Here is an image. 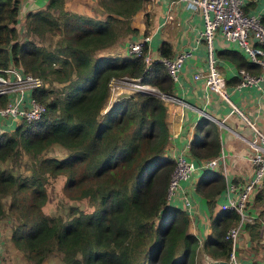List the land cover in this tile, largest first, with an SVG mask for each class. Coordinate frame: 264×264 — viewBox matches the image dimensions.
Wrapping results in <instances>:
<instances>
[{"label": "trees", "instance_id": "16d2710c", "mask_svg": "<svg viewBox=\"0 0 264 264\" xmlns=\"http://www.w3.org/2000/svg\"><path fill=\"white\" fill-rule=\"evenodd\" d=\"M95 1L100 16L66 9L65 0H46L45 6L28 9L22 38L17 29L21 0H0V67L13 65L40 76L43 83L32 94L45 104L38 118L20 120L10 131L5 124L0 128V220L14 216L12 244L32 264H43L53 251L64 264H196L199 246L214 261L226 259L230 240L225 232L239 218L235 209L223 208L212 216V231L202 243L188 230L185 210H161L174 167L167 152L162 96L173 94L174 82L165 66L160 59L146 64V43L139 54H96L121 35L137 31L131 17L144 0ZM48 7L58 8L65 21ZM30 30L44 33L47 41L26 37ZM158 50L173 54L166 40ZM219 53L237 66L260 69L235 49ZM113 78H138L155 89L112 98ZM46 81L61 85L48 87ZM53 143L66 153L43 154ZM219 147L216 123L201 117L190 140V156L210 157ZM20 151L32 160L27 175L2 164ZM60 173L67 195L86 198L87 209L71 205L65 216L43 210L48 175ZM224 187L218 169L202 171L195 183L210 206ZM4 196L9 200L3 201Z\"/></svg>", "mask_w": 264, "mask_h": 264}, {"label": "crops", "instance_id": "0c3cea01", "mask_svg": "<svg viewBox=\"0 0 264 264\" xmlns=\"http://www.w3.org/2000/svg\"><path fill=\"white\" fill-rule=\"evenodd\" d=\"M248 0H246L247 3ZM46 0H21L20 20L17 29L20 36H24L25 11L30 8L45 6ZM246 5V4H245ZM65 7L69 10L87 14L101 15L95 0H65ZM248 11L259 10L264 13V0H255L254 4L246 5ZM57 19L65 21L52 8ZM51 9V10H52ZM131 25L137 31L121 35L116 41L97 50L100 55H126V45L129 40H135L146 34L148 51L151 59L159 57L158 47L162 41H168L173 53L182 48L191 47V54L182 63L178 80L174 82L173 97L165 98L167 106V124L169 141L167 152L173 157L182 146L195 134L196 123L201 117H208L216 123L219 136V153H223V162L211 169H218L224 176L225 183L233 181L241 184L253 172L249 159L251 152L245 137H251L252 130L238 113L231 111V105L221 98L215 91L208 89L202 76L195 77L194 73L206 70V48L201 41L195 43L203 19L198 11H193L184 2L170 0H144L143 5L132 15ZM214 47L217 65L223 73L230 98L242 109L264 132V79L257 84H249L240 88L234 86L238 79L236 62L229 56H223L219 51L235 49L245 57V53L234 41L226 40L220 34L214 37ZM133 88L125 84H116V90L111 93L112 98ZM190 156L189 152L187 153ZM199 173L183 179L181 184L188 190L192 199V211H187L189 218L188 230L195 233L200 243L210 235L211 218L221 209L225 200V189L216 197L210 206L205 196L195 190V183ZM178 203V200H176ZM177 207H181L180 203ZM182 208V207H181ZM245 212L247 219L243 221L236 241V257L239 264L264 263V178L262 185L254 191L247 201ZM231 225V224H230ZM196 252V264H220L210 259L200 248ZM208 259V260H207ZM62 262V261H61ZM60 264V262H59ZM63 264V262H62Z\"/></svg>", "mask_w": 264, "mask_h": 264}, {"label": "built area", "instance_id": "2783aa9c", "mask_svg": "<svg viewBox=\"0 0 264 264\" xmlns=\"http://www.w3.org/2000/svg\"><path fill=\"white\" fill-rule=\"evenodd\" d=\"M172 2H184L193 11H198L203 19V25L195 38V43L203 41L206 48V70L196 71L195 77L202 76L208 89L215 91L221 98L231 105L234 111L242 117L251 128V137L246 138L250 149L249 159L252 163V175L243 183L236 184L233 181L225 183V200L221 203L222 208H233L239 213V218L228 226L225 237L230 240V251L226 258V264H239L236 257V241L243 221L247 219L245 212L247 201L251 194L262 185L264 178V132L240 107L232 101L227 88L223 73L217 65L214 47V37L217 34L226 40L234 41L245 53L246 59L259 65L258 71H251L244 66L238 68V79L234 86L240 88L249 84H257L264 79V23L261 21L262 12L259 10L248 11L245 9L246 0H170ZM29 32L26 34L28 37ZM24 37V36H23ZM149 36L144 34L135 40H129L126 45L128 54L141 53L144 44L147 45ZM191 47L182 48L172 55H159L163 65L173 82L178 80L183 60L191 54ZM146 64L152 59L148 46L143 53ZM154 60V59H153ZM130 82L132 84H127ZM40 76L22 68L8 65L0 67V119L1 124H10L20 120L30 121L38 118L45 110V104L33 94L34 87L42 85ZM111 93L116 90V84H125L134 90H154L148 83H143L136 78H113L111 81ZM259 86V84H257ZM132 92V91H131ZM164 98L173 97V94L165 95ZM112 97V96H111ZM16 120V121H14ZM190 143L187 141L179 152L174 153V167L170 173L167 185L166 203L161 210L180 203L185 212L192 211L191 195L183 187L181 181L187 179L199 171L209 170L223 162V153L210 157L195 159L188 156ZM178 200V203L177 201ZM2 264V260H0ZM264 264V263H263Z\"/></svg>", "mask_w": 264, "mask_h": 264}, {"label": "rangeland", "instance_id": "374dc122", "mask_svg": "<svg viewBox=\"0 0 264 264\" xmlns=\"http://www.w3.org/2000/svg\"><path fill=\"white\" fill-rule=\"evenodd\" d=\"M48 9H52L48 7ZM51 11L55 13V11ZM26 26V25H25ZM25 33V28L23 29ZM25 35V34H24ZM28 38L31 40L41 41L44 38V33H36L32 30L29 31ZM47 41V36L44 38ZM48 87L57 88L59 84L56 81L47 82ZM127 84H132L130 82H125ZM108 102H106V105ZM105 105V107H106ZM16 121V120H14ZM17 122H11L10 124H5V129L7 131L13 130L14 126ZM66 153L64 147L57 143L51 144L46 150H44L43 154L45 155H55V156H62ZM31 158L26 152L20 151L18 156L14 159H6L2 162L3 165L10 166L13 173H22L27 175L30 173V166H31ZM64 175L57 174V175H48V181L46 182L47 186V199L45 204L43 205V210L50 213H61L63 216L66 215L69 207L71 205H78L81 208L87 209L89 204L86 198H72L67 195V192L63 189L64 184ZM3 201H8L9 197L4 196ZM14 216L12 215H5L2 220H0V260H2V264H32L28 261L23 253L16 249L12 244L9 233L12 224L14 223ZM198 252L200 250L197 248ZM208 260V259H207ZM60 258V254L57 251H53L47 255L43 264H62ZM64 264V263H63Z\"/></svg>", "mask_w": 264, "mask_h": 264}, {"label": "water", "instance_id": "95a60500", "mask_svg": "<svg viewBox=\"0 0 264 264\" xmlns=\"http://www.w3.org/2000/svg\"><path fill=\"white\" fill-rule=\"evenodd\" d=\"M216 262H219L220 264H226L227 260L226 259H219Z\"/></svg>", "mask_w": 264, "mask_h": 264}, {"label": "clouds", "instance_id": "9594fccd", "mask_svg": "<svg viewBox=\"0 0 264 264\" xmlns=\"http://www.w3.org/2000/svg\"><path fill=\"white\" fill-rule=\"evenodd\" d=\"M23 38V37H22Z\"/></svg>", "mask_w": 264, "mask_h": 264}]
</instances>
